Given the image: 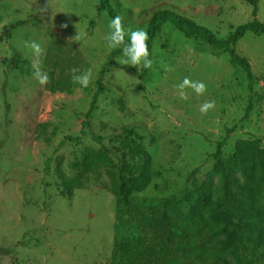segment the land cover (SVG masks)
Segmentation results:
<instances>
[{"label": "rangeland", "instance_id": "obj_1", "mask_svg": "<svg viewBox=\"0 0 264 264\" xmlns=\"http://www.w3.org/2000/svg\"><path fill=\"white\" fill-rule=\"evenodd\" d=\"M98 4L0 0V264H119L116 242L140 237L159 261L190 246L187 238L170 240L171 232L182 230L166 217L193 209V197L204 187L220 211L232 210L223 183L237 191L243 178L237 172L226 179L215 170L218 143L223 142L224 157L233 154L238 140L258 139L264 148V33L246 32L234 47L251 63V82L227 52L215 55L170 22L149 51L151 69L143 62L121 65L122 55L112 56L105 39L111 19ZM111 5L132 30L146 31L153 13L164 9L208 27L218 38L254 19L246 0H111ZM257 19L264 22V0H258ZM31 41L46 53L42 69L50 82L44 86L33 77L34 58L26 47ZM12 46L21 62L8 69ZM74 66L91 70L87 88L72 81ZM185 77L204 82V95L187 89L188 99L181 100L175 86ZM206 101H215V108L201 114ZM249 103L253 107L244 119ZM122 125L143 136L139 143L152 157L150 183L130 197V208L118 205L103 173L71 196H60L57 159L71 175L67 162L86 146H100L92 132L109 145L108 127ZM194 237L204 239V224Z\"/></svg>", "mask_w": 264, "mask_h": 264}, {"label": "trees", "instance_id": "obj_2", "mask_svg": "<svg viewBox=\"0 0 264 264\" xmlns=\"http://www.w3.org/2000/svg\"><path fill=\"white\" fill-rule=\"evenodd\" d=\"M246 1L253 6L254 19L238 25L225 38H218L208 27L176 11L164 9L154 12L146 29L148 50L152 49L164 24L170 22L186 38H193L212 47L216 50L215 55L219 51L227 52L246 71L251 82V63L247 57L237 53L234 47L246 32L264 33V22L257 19L258 0ZM98 9L104 10L110 19L118 14L111 0H99ZM125 43H130L129 36H125ZM122 47L114 49L112 56L122 55ZM97 93L94 94L90 110ZM252 107V103H249L244 119L248 118ZM100 127L107 128L104 123H100ZM108 128L113 134L112 142L105 145L101 137L92 132V138L100 146H86L79 156L69 160L67 166L72 171L71 175L62 169L61 159H57L55 186L60 196H71L74 190L87 187L103 173L108 178V189L118 205L130 208V197L150 183L152 157L139 143L143 136L126 125ZM222 146L223 142H219L213 153L215 170L225 175L226 179L237 172L243 178V181L237 182V191H232L223 183L232 210L220 211L216 207L217 201L212 199L207 187H204L193 197V209L177 217H166L172 225L182 230L181 235L171 232L170 240L176 239L177 242L178 239L187 238L185 242L190 244L189 247L171 250L172 255H163L157 261V251L144 237L121 240L116 242L114 249V257H117L119 264H264V148H261L258 139L238 140L233 154L224 157ZM50 162L51 158L46 159L45 173L49 171ZM190 222L193 226L188 227ZM201 223L204 224V239L194 237ZM11 246H16V243ZM228 254L231 259L227 258Z\"/></svg>", "mask_w": 264, "mask_h": 264}, {"label": "clouds", "instance_id": "obj_3", "mask_svg": "<svg viewBox=\"0 0 264 264\" xmlns=\"http://www.w3.org/2000/svg\"><path fill=\"white\" fill-rule=\"evenodd\" d=\"M43 12L44 9H38ZM123 17L117 14L112 18L108 24L109 32L105 39L107 47L110 49H117L122 47V57L119 59L121 65H131L136 67L143 62L145 69H151L153 60L149 56L147 46L148 34L143 29L132 30L131 28L125 29L123 24ZM129 35L130 43H125V36ZM77 35L75 36V40ZM26 47L31 49L33 56V77L41 85H47L50 82V77L47 71L42 69V59L46 55L44 48L37 41H31L26 44ZM166 71H170V67L165 66ZM70 76L74 83H78L82 88H87L92 80V72L90 69L81 70L78 67L70 69ZM179 98L187 100V89L193 90L197 95H204L207 91V86L202 81H193L189 77H185L182 82L175 86ZM215 108V101H206L200 107L201 114H207L209 110Z\"/></svg>", "mask_w": 264, "mask_h": 264}, {"label": "water", "instance_id": "obj_4", "mask_svg": "<svg viewBox=\"0 0 264 264\" xmlns=\"http://www.w3.org/2000/svg\"><path fill=\"white\" fill-rule=\"evenodd\" d=\"M3 33L0 32V39ZM8 69H12L18 67L21 62V54L18 52V48L16 46H12L8 51Z\"/></svg>", "mask_w": 264, "mask_h": 264}]
</instances>
